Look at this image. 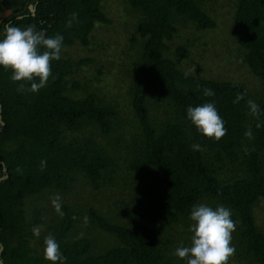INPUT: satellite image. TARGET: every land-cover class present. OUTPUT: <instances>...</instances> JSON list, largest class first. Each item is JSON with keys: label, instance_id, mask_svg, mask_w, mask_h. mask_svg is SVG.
<instances>
[{"label": "trees", "instance_id": "1", "mask_svg": "<svg viewBox=\"0 0 264 264\" xmlns=\"http://www.w3.org/2000/svg\"><path fill=\"white\" fill-rule=\"evenodd\" d=\"M205 1L126 0L128 7L137 11L136 29L145 38L132 70V106L142 139L131 152L130 170L141 176L135 186L140 205L138 202L139 206L125 215L126 223H113L89 210L91 224L114 239L111 246L94 255L87 238L65 242L77 217L64 206L65 215L53 230L62 255L67 257L64 264H187L174 255L176 248L191 245L179 230L190 229L191 209L201 203L231 210L236 222V264H264V232L254 215L255 207L264 199V101L256 103L259 119L249 127L252 114L248 99L243 95L239 103H233L238 94H244L243 85L186 77L164 56L167 41L176 34L175 24L190 21L202 30L215 28V21L202 9ZM26 8V12L16 11L8 18L2 27L3 38L9 24L22 29L33 25L49 37L61 34L63 50L89 43L95 24L110 21L101 9V0H30ZM74 12L77 19L66 27ZM231 34L247 50L245 61L251 71L264 82V0H235ZM179 52L187 54L185 50ZM73 65L61 51V58L51 62L47 85L36 93L17 91L21 82H13L11 70L0 67V178L6 176L0 180L2 264H52L32 256L28 246L30 228L39 223V216L36 223L28 221L27 199L47 189L64 193L79 177L99 190L113 166L111 156L93 141H81L78 136L69 141L64 138L66 132L82 133L87 126L108 135L115 116L114 108L97 105L93 94L82 99L70 95L69 87L72 93L80 89L77 83L68 85L75 71ZM205 87L215 95L204 96ZM149 99L172 105L176 117L158 124L149 115ZM208 102H214L227 129L219 141L199 133L187 117L189 106ZM249 129L253 139L245 136ZM194 144L200 145V150H193ZM240 159V167H234ZM41 160L47 161L44 171ZM220 162L233 165L229 181L219 179Z\"/></svg>", "mask_w": 264, "mask_h": 264}, {"label": "rangeland", "instance_id": "2", "mask_svg": "<svg viewBox=\"0 0 264 264\" xmlns=\"http://www.w3.org/2000/svg\"><path fill=\"white\" fill-rule=\"evenodd\" d=\"M30 0H0V39L3 38L2 27L16 11L26 12ZM12 5L6 8L2 5ZM101 9L110 19L108 23L97 22L91 32L89 43L74 44L62 50V56L69 63L74 64V73L70 77L69 86L77 83L80 89L70 95L74 99H82L88 94L95 95L97 105L113 107L115 116L111 119V133L103 134L100 130H93L87 126L82 133L64 134L65 140L78 136L81 141L91 140L103 148L112 158L113 166L106 174L99 190L93 189L82 177L73 183L66 192L47 189L39 195L28 198L26 214L30 223H39L30 228L28 246L33 250L36 258L43 257L45 247L44 238L53 233L61 222L51 203V197H61L62 209L67 207L69 213L75 214L77 219L72 224L65 238L67 244L82 238L91 242L90 253L99 254L104 248L111 246L114 239L104 233L99 227L91 224L89 210L94 209L99 215L113 223H126L125 215L140 205L136 196L135 186L141 177L130 170L133 160L131 152L135 144H140L142 133L135 117L132 106L134 96L135 62L144 48V37L137 31L138 13L129 8L126 0H101ZM202 9L215 21L213 29H199L190 21H181L175 24L176 34L171 41H167L168 49L164 56L171 60L175 67L189 76L212 79L218 81L237 82L244 87V96L255 103L264 101V82L254 74L245 61L247 50L232 36L231 29L234 23L235 0H206ZM179 50H185V56ZM194 69V70H193ZM148 112L152 120L163 123L175 118L172 105L168 106L160 101L149 99ZM171 107V108H170ZM174 109V108H172ZM250 111V109H249ZM259 116L252 115L253 124ZM261 120H264L261 119ZM243 159V158H242ZM234 164L239 168L241 160ZM264 164V151L261 156ZM221 181H229L234 174L233 165L218 163ZM216 168V169H218ZM139 202V205H138ZM39 213V214H37ZM259 227L264 232V199L260 200L254 209ZM88 217L85 224L84 217ZM40 228V236L33 235L32 229ZM180 227H178L179 230ZM183 239L191 244L190 229L183 231ZM83 234L82 237L80 234ZM235 234L232 233L231 244L235 247ZM58 242V240H57ZM182 245V244H180ZM234 254L228 264H236ZM43 262V261H42ZM49 262V261H47Z\"/></svg>", "mask_w": 264, "mask_h": 264}, {"label": "clouds", "instance_id": "3", "mask_svg": "<svg viewBox=\"0 0 264 264\" xmlns=\"http://www.w3.org/2000/svg\"><path fill=\"white\" fill-rule=\"evenodd\" d=\"M78 14L72 13L71 19L66 27H71ZM45 49L43 52L40 49ZM63 48V36L56 34L53 37L46 35L44 30H36L35 26L29 25L26 28L6 26V34L0 39V67L10 69L11 80L19 83L17 91H31L33 93L47 85L49 77L52 75L51 62L61 58ZM194 70V69H193ZM189 72H185L187 77ZM38 81V82H37ZM30 83L28 87L27 83ZM204 96L215 95L214 91L205 87ZM243 93L237 95L233 103H239L243 98ZM250 112L254 116L259 115V106L253 100H248ZM187 117L196 127L197 131L205 137L214 141H219L227 134L224 120L219 115L214 102L187 108ZM257 127H260L258 124ZM245 136L253 139L252 131L249 129ZM193 150H200V145H192ZM41 171L47 167V161L41 160ZM17 172H22L17 168ZM51 203L55 212L61 218L65 213L62 210L61 197L57 194L51 197ZM231 210L223 205L213 209L206 204L193 205L190 219L193 221L190 226L191 236L190 246L176 248L174 255L186 260L187 264H228L230 258L235 254L232 246V233L236 230V222L231 218ZM72 219H76L75 216ZM87 224L88 217H84ZM33 235L40 236V228L32 229ZM82 237V233L80 234ZM43 257L52 264H64L67 257L63 256L60 245L55 237L49 233L43 241Z\"/></svg>", "mask_w": 264, "mask_h": 264}, {"label": "water", "instance_id": "4", "mask_svg": "<svg viewBox=\"0 0 264 264\" xmlns=\"http://www.w3.org/2000/svg\"><path fill=\"white\" fill-rule=\"evenodd\" d=\"M0 116H1V109H0ZM0 126H1V122H0ZM5 170L3 169V172H4ZM6 178V176L4 175L3 177H1L0 178V180H3V179H5ZM1 249H2V246H0V252H1ZM0 264H2V262L0 261Z\"/></svg>", "mask_w": 264, "mask_h": 264}]
</instances>
